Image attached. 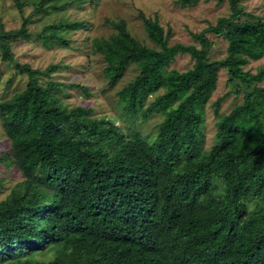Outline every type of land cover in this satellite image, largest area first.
Masks as SVG:
<instances>
[{
  "label": "trees",
  "instance_id": "16d2710c",
  "mask_svg": "<svg viewBox=\"0 0 264 264\" xmlns=\"http://www.w3.org/2000/svg\"><path fill=\"white\" fill-rule=\"evenodd\" d=\"M240 2L231 0L232 14L207 30L228 43L220 60L210 57L205 32L196 34L202 47L170 44L149 17L158 47L135 39L125 23L94 40L110 86L131 63L140 67L119 91L122 118L135 125L163 115L154 137L62 103L53 92L59 84L43 86L0 37L3 57L29 78L0 103L26 188L0 205V264H264V66L243 69L264 57V19L243 18ZM62 29L43 37L59 40ZM181 54L193 66L169 69ZM223 68L242 101L228 113L215 102L206 147L207 107Z\"/></svg>",
  "mask_w": 264,
  "mask_h": 264
},
{
  "label": "rangeland",
  "instance_id": "374dc122",
  "mask_svg": "<svg viewBox=\"0 0 264 264\" xmlns=\"http://www.w3.org/2000/svg\"><path fill=\"white\" fill-rule=\"evenodd\" d=\"M240 4L243 18L250 13L264 19V0H241ZM231 14V0H198L188 4L180 0H0V37L9 40L16 61L30 64L39 72L43 86L52 82L59 84L53 92L62 103L69 107L83 106L92 110L93 118L105 117L118 128L136 129L154 137L163 115L154 114L145 122L137 118L135 125L127 124L122 118L119 91L135 79L140 67L131 63L117 83L110 86L105 73L107 62L95 49L94 40L108 38L117 31L114 24L125 23L135 39L149 47H158L144 21V17H149L163 28L170 44L202 47L196 34L205 32L211 41L207 46L210 57L220 60L227 55L228 43L222 34L207 30L216 25L219 18ZM59 25L63 26L61 39L43 37L54 33ZM193 64L194 59L189 54H181L169 69L185 71ZM263 66L264 57L250 59L243 64V69L255 73ZM53 67L57 69L46 73ZM229 76L226 69L220 70L217 88L207 107L206 147L212 144L216 132L215 102L221 98L219 113H228L242 101L243 93L235 91L239 87L232 85ZM28 79L27 73L16 68V62L3 57L0 48V103L24 90ZM261 84L264 85V81ZM154 99L155 95L149 102ZM25 191V177L13 159L12 142L0 116V205ZM42 195L49 201L52 192L42 188Z\"/></svg>",
  "mask_w": 264,
  "mask_h": 264
}]
</instances>
